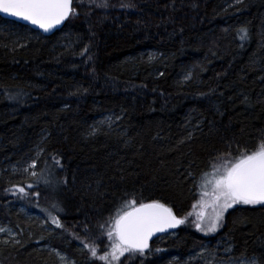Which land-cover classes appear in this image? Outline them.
Segmentation results:
<instances>
[{
    "label": "trees",
    "instance_id": "trees-1",
    "mask_svg": "<svg viewBox=\"0 0 264 264\" xmlns=\"http://www.w3.org/2000/svg\"><path fill=\"white\" fill-rule=\"evenodd\" d=\"M72 8L50 36L0 18V226L15 236L1 232L0 264L105 254L133 199L189 221L202 174L264 141V0ZM213 259L264 264V206L228 209L209 236L182 224L117 264Z\"/></svg>",
    "mask_w": 264,
    "mask_h": 264
},
{
    "label": "snow or ice",
    "instance_id": "snow-or-ice-1",
    "mask_svg": "<svg viewBox=\"0 0 264 264\" xmlns=\"http://www.w3.org/2000/svg\"><path fill=\"white\" fill-rule=\"evenodd\" d=\"M0 13L48 32L74 14V9L72 0H0ZM241 32L247 35L246 29H241ZM200 188L201 197H210L209 203L213 208V215L207 221L203 213L199 214L195 226L200 231L215 232L221 226L224 213L235 205L264 206V141L254 150L242 152L222 165L212 164L211 171L202 174ZM19 191L23 193L24 189ZM53 223L60 226L55 218ZM184 223L185 220L178 218L172 208L158 200L138 205L135 199L128 201L108 222L107 237L111 241V251L98 258L111 264V261H119L125 253L143 255L155 233ZM89 251L97 257L95 247H89Z\"/></svg>",
    "mask_w": 264,
    "mask_h": 264
},
{
    "label": "rangeland",
    "instance_id": "rangeland-1",
    "mask_svg": "<svg viewBox=\"0 0 264 264\" xmlns=\"http://www.w3.org/2000/svg\"><path fill=\"white\" fill-rule=\"evenodd\" d=\"M30 167L32 168V165H30ZM200 193H201V188L199 185L198 203H200L199 207H201V211H198V212H199V214L203 213L204 214V220L207 221L213 215V208L210 206V203H209L210 197H203L202 198ZM199 214L198 215L193 214L191 217H189L190 218L189 221H188V216H187L186 222L184 223L185 227H188L190 229H192V228L197 229L195 225L198 222ZM221 224H222V222H221ZM181 226H182V224H181ZM220 228H221V226L215 232H206V231H200V230H199V232L205 236H209L211 234L218 232L220 230ZM0 229H3V231H4V232L0 231V234H1V232H3L4 234H6L4 236L8 237L9 240H12V241L15 240L14 234L9 229H7L5 226H0ZM0 237H2V236H0ZM110 245H111V241L109 240L108 252L111 251ZM55 254H56V258H57V264H91L92 262H95V264H106L105 261H102L98 258L100 256V254L97 255V257L91 256L90 260H88V261H80L81 263L77 262L75 259L71 258L70 256H68L67 254H65L63 252L55 251ZM102 255H104V254H102ZM130 255H132V253H125V255L122 256L121 258H124L125 256H130ZM109 260H111V257H109ZM117 263H118V261H111V264H117ZM209 263L210 264H224V263H220L218 261H215L214 259H213V261H210ZM228 264H249V263L246 261H238V262L232 261V262H229Z\"/></svg>",
    "mask_w": 264,
    "mask_h": 264
},
{
    "label": "water",
    "instance_id": "water-1",
    "mask_svg": "<svg viewBox=\"0 0 264 264\" xmlns=\"http://www.w3.org/2000/svg\"><path fill=\"white\" fill-rule=\"evenodd\" d=\"M0 18L5 19V20H9V21H12V22H15V23H18V24L23 25V26H26V27L34 30V31L39 32L43 36H50V35H52L55 31H58L59 29H61L62 26L67 21V20H65L61 25H58L55 28L51 29L50 31L45 32L42 29L38 28L37 26L31 25L27 21H24V20L18 19L16 17H12V16H9V15H6L4 13H0ZM178 227H179V225L177 227H175V228H170V229H167L166 231L155 233L151 237V239L149 240V244L151 242H153L154 240H156L157 238H160V237L165 236V235H168V234H172L173 232L177 231Z\"/></svg>",
    "mask_w": 264,
    "mask_h": 264
}]
</instances>
